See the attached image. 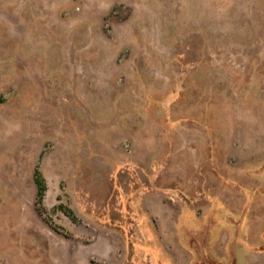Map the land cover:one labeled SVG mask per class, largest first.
Instances as JSON below:
<instances>
[{
	"label": "rangeland",
	"instance_id": "1",
	"mask_svg": "<svg viewBox=\"0 0 264 264\" xmlns=\"http://www.w3.org/2000/svg\"><path fill=\"white\" fill-rule=\"evenodd\" d=\"M0 264H264V0H0Z\"/></svg>",
	"mask_w": 264,
	"mask_h": 264
},
{
	"label": "trees",
	"instance_id": "2",
	"mask_svg": "<svg viewBox=\"0 0 264 264\" xmlns=\"http://www.w3.org/2000/svg\"><path fill=\"white\" fill-rule=\"evenodd\" d=\"M34 183L36 186V197H35V202L37 206V210L40 213H45V209L43 207V201L45 197V193L47 190L46 182L39 170L34 171ZM55 211H60L62 212L65 216H67L71 221H76L74 212L64 204H59L56 208ZM47 222L55 228V226L52 224L51 220L49 218H46Z\"/></svg>",
	"mask_w": 264,
	"mask_h": 264
}]
</instances>
